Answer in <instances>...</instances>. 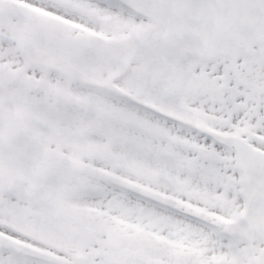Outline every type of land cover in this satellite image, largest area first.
Masks as SVG:
<instances>
[{
	"label": "rangeland",
	"instance_id": "obj_1",
	"mask_svg": "<svg viewBox=\"0 0 264 264\" xmlns=\"http://www.w3.org/2000/svg\"><path fill=\"white\" fill-rule=\"evenodd\" d=\"M107 3L110 4L109 0ZM46 6L50 7L52 11L55 9L60 10L59 5L54 3L47 2ZM129 16L130 32L128 38L131 39L132 47L136 43L137 37L139 35L141 37L144 36L151 24L136 19V16L132 14ZM16 18L15 22L18 23L20 28L26 27L27 20L22 15L16 14ZM49 23L52 28L49 30L48 36L38 30L32 35H25L28 40L24 42L19 40L13 41V37L8 33L11 29H3L0 32V50L2 51L0 55L2 60L7 58L9 54H11L10 58L12 60H21L23 54L17 52V45H20L19 50L22 51L26 50L27 47L30 48L31 44L36 45L39 49L38 53L49 55V57H46L47 60L57 59L60 56L59 35L65 31L60 23L53 20H50ZM53 28H56V30ZM160 34L161 29L153 28L150 36H147L148 39L142 44V47L138 48L135 60L130 68L131 82L127 91L142 98V101H148L154 104V107L168 113L182 115V117L189 118V120L216 127V129L238 131L250 140L253 147L264 150V113L258 114L255 110V105L258 103L253 102L250 103L248 111H244L245 105L251 99L249 97L252 96L248 90L249 85L244 83L245 86L240 88L234 83L232 87L228 88L229 91L224 96L222 102L218 100V91L208 86V95L205 97V86L208 83H203L199 79V73L195 72V70L197 65L203 66L206 62L202 63L196 57L187 56L186 54L161 47L157 42V37ZM43 44L47 46L48 50H44ZM220 62L225 61L223 59L217 60L211 66L216 67ZM31 63L38 67L34 70L38 73L41 71V75L47 76L48 73L51 74L48 70L39 69V66L45 63L43 60L41 62L37 61L35 55H33ZM9 64L5 61H0V65L8 66ZM226 65L234 69L237 65L241 67L245 66V61L241 63L227 61ZM139 68H141L140 71L142 72L139 71ZM173 73L185 80L179 83L174 82L173 77L175 76ZM185 73H187V77H185ZM31 76L34 77V74ZM256 98L258 99L259 96ZM74 114H76V110L73 107L66 106V115L62 114L61 118L67 119V122L70 124L71 121H74ZM136 117L142 122L143 126L158 129L159 131L164 129V124L156 121L155 118H152L147 113L142 112L141 118L136 114ZM176 129H181V127ZM121 139L118 138L117 140L120 141ZM140 140V138H130V161L142 162V176H151L153 171L159 170L163 177H192L195 178V187H205L203 193H206V196L203 193L198 194L197 191L192 193L194 204L189 203V208L186 207V211L190 213L198 212L203 218L208 220L211 233L210 240L216 238V240L211 241V246L216 245L220 247L219 245H225L223 252H213L214 248L212 246L206 263L251 264L253 258L256 256L255 254L264 243L260 235L251 232L245 237L243 236V238L230 239L227 237L228 224L238 216V212L242 206L243 193L241 191V174L234 165L231 150L217 147L214 143L208 142L205 139L199 140L197 137L171 136L167 137L166 141L157 137H142V144L135 145ZM189 140H192V145L196 146L193 158H191L190 153L187 152L188 150L185 147L189 143ZM64 141L68 142V146L70 143L73 145L79 143L90 145V139L83 138L80 140L76 133L72 135L68 133L64 136ZM106 141L107 138L103 141L99 138L97 148L101 150ZM172 142H177V145L172 144ZM141 146L142 155L138 154L141 151ZM200 147L214 151L215 157L208 160L201 159L198 154H195ZM169 154L175 155V158L179 160L178 162L176 161L177 163L185 160V163L189 162V165H175L177 163L171 162L168 157ZM186 157L188 158L187 161ZM185 168H187V171H190L189 174L185 171ZM199 195L200 198H198ZM198 201L201 202L200 204H202V201H206L208 206L196 205ZM180 203H182L181 200H175L173 204L176 206ZM69 209L76 211L74 208ZM90 211L93 213L94 209ZM94 213L97 212L94 211ZM143 217V214L141 217L137 216L131 219L94 214L93 221H96L99 225L108 227L114 224V232L109 235L105 231L101 232L100 229H96L87 234L85 238L86 243L83 237H75L68 231H66V234L61 235L60 239L58 236L52 234L46 235L41 233L36 234V236L49 243L61 242L62 245H119V249L123 245L138 246L142 245ZM149 218L151 217H148L146 221V226L149 230L148 238L152 237L150 236V231L164 234L166 237L163 238L168 239V245H181V247L182 245H191L189 236L195 237L197 234V226L189 224L188 221L182 219L176 220L173 217H156L152 220ZM164 229L168 231L165 232ZM172 229H174L175 234ZM201 241H203V238H201ZM130 250L135 252L139 248L133 247Z\"/></svg>",
	"mask_w": 264,
	"mask_h": 264
},
{
	"label": "water",
	"instance_id": "obj_2",
	"mask_svg": "<svg viewBox=\"0 0 264 264\" xmlns=\"http://www.w3.org/2000/svg\"><path fill=\"white\" fill-rule=\"evenodd\" d=\"M134 1L140 3L144 16L166 25L163 41L190 51L225 52L236 57L260 39L264 28V0ZM195 33L203 34L209 44L184 38H193ZM228 139V144L236 148L246 189L245 209L239 221L231 224L232 233L243 234L255 228L264 236V153L250 151L234 137ZM256 264H264V248Z\"/></svg>",
	"mask_w": 264,
	"mask_h": 264
},
{
	"label": "flooded vegetation",
	"instance_id": "obj_3",
	"mask_svg": "<svg viewBox=\"0 0 264 264\" xmlns=\"http://www.w3.org/2000/svg\"><path fill=\"white\" fill-rule=\"evenodd\" d=\"M13 169L11 168L10 170H8V172L11 174L12 177L16 176L17 175L14 173V171H12ZM13 197V196H12ZM0 198H1V195H0ZM9 204H12L10 202H8ZM3 220L4 223H6L8 225V217L4 218L2 215H0V221ZM4 229H6V227H4ZM25 251L27 252H30L31 254L32 253H39V252H42V253H51L52 254H57L59 255L60 253V247L59 246H56V245H28V247H24ZM17 256H21V257H25L26 258V261L29 262L30 264H49V263H45V262H42L41 260L39 259H35L33 257H29L27 255H24V254H16ZM23 260V259H21ZM160 262H163V259L160 258ZM64 264H68V263H64Z\"/></svg>",
	"mask_w": 264,
	"mask_h": 264
}]
</instances>
